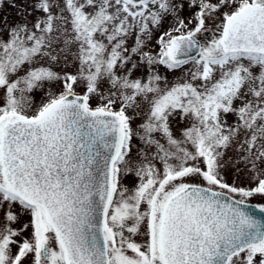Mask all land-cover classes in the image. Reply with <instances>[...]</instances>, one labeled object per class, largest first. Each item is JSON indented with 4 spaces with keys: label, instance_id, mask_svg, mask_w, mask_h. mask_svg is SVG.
Listing matches in <instances>:
<instances>
[{
    "label": "snow or ice",
    "instance_id": "obj_1",
    "mask_svg": "<svg viewBox=\"0 0 264 264\" xmlns=\"http://www.w3.org/2000/svg\"><path fill=\"white\" fill-rule=\"evenodd\" d=\"M0 264H264V0H0Z\"/></svg>",
    "mask_w": 264,
    "mask_h": 264
},
{
    "label": "rangeland",
    "instance_id": "obj_2",
    "mask_svg": "<svg viewBox=\"0 0 264 264\" xmlns=\"http://www.w3.org/2000/svg\"><path fill=\"white\" fill-rule=\"evenodd\" d=\"M6 13L10 15V17L15 18V10L13 9H6Z\"/></svg>",
    "mask_w": 264,
    "mask_h": 264
},
{
    "label": "flooded vegetation",
    "instance_id": "obj_3",
    "mask_svg": "<svg viewBox=\"0 0 264 264\" xmlns=\"http://www.w3.org/2000/svg\"><path fill=\"white\" fill-rule=\"evenodd\" d=\"M257 259H259V258H257Z\"/></svg>",
    "mask_w": 264,
    "mask_h": 264
}]
</instances>
